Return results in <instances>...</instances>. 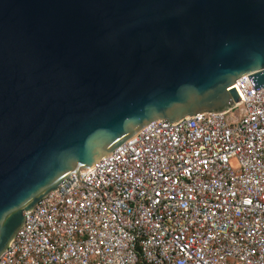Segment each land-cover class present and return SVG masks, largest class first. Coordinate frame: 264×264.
Segmentation results:
<instances>
[{
    "label": "water",
    "instance_id": "95a60500",
    "mask_svg": "<svg viewBox=\"0 0 264 264\" xmlns=\"http://www.w3.org/2000/svg\"><path fill=\"white\" fill-rule=\"evenodd\" d=\"M264 88V0H0V256L33 210L156 121Z\"/></svg>",
    "mask_w": 264,
    "mask_h": 264
},
{
    "label": "built area",
    "instance_id": "2783aa9c",
    "mask_svg": "<svg viewBox=\"0 0 264 264\" xmlns=\"http://www.w3.org/2000/svg\"><path fill=\"white\" fill-rule=\"evenodd\" d=\"M248 77L228 112L153 122L64 180L0 264H264V88Z\"/></svg>",
    "mask_w": 264,
    "mask_h": 264
},
{
    "label": "rangeland",
    "instance_id": "374dc122",
    "mask_svg": "<svg viewBox=\"0 0 264 264\" xmlns=\"http://www.w3.org/2000/svg\"><path fill=\"white\" fill-rule=\"evenodd\" d=\"M245 115V109L243 107L236 108L228 115V120H233L237 118V120L241 119Z\"/></svg>",
    "mask_w": 264,
    "mask_h": 264
}]
</instances>
